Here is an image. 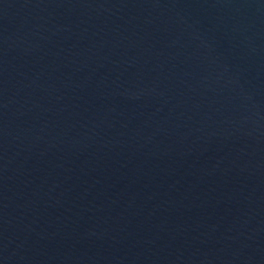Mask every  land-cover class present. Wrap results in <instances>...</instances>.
<instances>
[{
	"label": "water",
	"instance_id": "obj_1",
	"mask_svg": "<svg viewBox=\"0 0 264 264\" xmlns=\"http://www.w3.org/2000/svg\"><path fill=\"white\" fill-rule=\"evenodd\" d=\"M0 264H264V0H0Z\"/></svg>",
	"mask_w": 264,
	"mask_h": 264
}]
</instances>
